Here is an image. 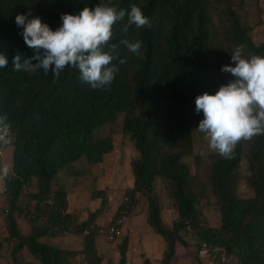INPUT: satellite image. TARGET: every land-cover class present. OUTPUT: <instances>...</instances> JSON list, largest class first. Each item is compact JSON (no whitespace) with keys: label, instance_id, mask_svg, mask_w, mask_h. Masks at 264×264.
Here are the masks:
<instances>
[{"label":"trees","instance_id":"1","mask_svg":"<svg viewBox=\"0 0 264 264\" xmlns=\"http://www.w3.org/2000/svg\"><path fill=\"white\" fill-rule=\"evenodd\" d=\"M97 3L130 11L136 4L151 20V27L132 26L118 21L110 41L126 62L116 63L119 71L110 86L92 89L79 79V70L66 67L58 78L42 70L35 73L13 71L12 57L31 56L24 43L18 14L39 17L53 30L62 25L61 14H78ZM244 0H0V53L9 64L0 68V115L10 125L4 145L13 141L12 171L3 176L9 211L5 219L9 237L0 241L13 246V264H26L19 256L26 249L40 264H72L79 255L86 264H102L96 239L101 207L79 223L69 211L64 188L54 189L62 172L78 173L74 165L85 160L89 166L101 164L114 150L112 138H97V132L124 116L123 135L139 154L131 164L134 184L124 195L113 226L124 215L130 217L142 199L148 203L147 225L162 237L166 250L160 264H172L177 244L189 243L182 234H192L226 261L236 264H264V134L240 140L229 158L219 153L210 157V185L221 214L219 228L209 227L200 204L205 186L193 174L186 158L193 155V126L203 119L195 112V97L214 94L231 79L220 71L231 62V54L244 45V56H264V40L256 44L252 28L242 21L238 7ZM215 12L217 24L212 18ZM143 42L140 55L128 51L121 40ZM3 157V156H2ZM0 157V159L2 158ZM248 163V179L254 196L242 199L237 188L240 167ZM158 178L166 181L175 201L178 218L168 228L156 194ZM36 191L29 192L33 183ZM25 202L24 208L21 203ZM22 215L31 227L29 235L19 230ZM83 236L81 252L68 251L46 240ZM129 238L119 245L118 264H127ZM211 253V256L213 254Z\"/></svg>","mask_w":264,"mask_h":264},{"label":"clouds","instance_id":"2","mask_svg":"<svg viewBox=\"0 0 264 264\" xmlns=\"http://www.w3.org/2000/svg\"><path fill=\"white\" fill-rule=\"evenodd\" d=\"M127 22L123 31L132 26L151 27V20L136 4L130 11L97 3L94 8L85 6L78 14H61L62 25L53 30L39 17L18 14L15 23L22 27L24 43L32 50L31 56L17 52L12 57L13 71L35 73L58 78L66 67L79 70V79L92 89L110 86L119 68L114 61L125 63L117 51L118 45L110 43L113 26L118 21ZM128 51L140 55L143 42L120 41ZM244 45H238L231 54V62L223 65L222 73L231 79L220 85L214 94L207 91L195 97L196 114L203 113L199 132L204 134L211 150L229 158L237 143L264 134V56H244ZM9 64L8 57L0 53V68ZM7 115H0V140L8 134Z\"/></svg>","mask_w":264,"mask_h":264},{"label":"rangeland","instance_id":"3","mask_svg":"<svg viewBox=\"0 0 264 264\" xmlns=\"http://www.w3.org/2000/svg\"><path fill=\"white\" fill-rule=\"evenodd\" d=\"M240 0H235L238 3ZM240 18L244 23L250 26L253 30L251 36L256 44H260L264 40V0H244V5L237 8ZM214 23L217 24V16L215 12L212 15ZM124 116L120 115L117 121L113 124L101 128L96 136L97 138L110 137L114 143V150L111 154L105 156L101 164L89 166L85 160H82L74 165V169L78 173L72 175L69 172H62L55 181L54 189L64 188L67 191L69 199V211L77 219L79 223L85 221L88 216L100 209L102 199L94 198V195H105L107 206L97 220V226L100 228L96 239V248L98 254L103 258L102 264H118L119 261V245L125 237L123 234L120 238H114L100 234L101 230H107L112 227L113 221L117 216V211L124 201V195L128 189H131L134 184V177L131 164L138 159L139 154L136 151L133 142L123 135ZM196 123L193 126V155L186 158L185 161L189 165L193 174L205 186L203 200L200 204V209L204 216L206 224L211 228H219L221 225V214L216 199L212 194L210 185V157L218 152L213 151L208 146V141L204 134L199 132ZM13 141L6 145L3 157L0 159V241H5L9 237L6 227V217L9 211L7 195L5 193V182L3 176L12 171L13 165ZM248 163L244 159L240 174L241 180L238 184L237 193L242 199H249L254 196L251 190L248 179L251 174L248 169ZM37 183H33L29 189L30 193L36 191ZM156 194L162 206V218L168 228H171L173 223L178 218L177 207L172 197L171 191L165 180L158 178L155 183ZM26 202V201H25ZM21 203L22 208L26 204ZM146 214L148 216V203L146 199H142L137 208L134 209L133 216ZM130 218L129 222L130 223ZM139 217H135L132 224L138 227ZM19 230L23 236L29 235L31 227L23 218L18 217ZM147 224V223H146ZM128 224L126 225V227ZM125 227V229H126ZM143 222L139 229L140 233L135 235L134 243L131 248V264H158L156 258L160 259V254L151 255V252H140L139 248L142 241L161 236L155 234L153 230ZM125 233V232H124ZM156 235V236H155ZM185 240L189 243L188 248H184L177 244L176 256L172 264H236L235 258L223 259V255L218 254L215 250L211 257L202 259L199 256V242L192 234H182ZM163 240V239H162ZM50 244L60 246L68 251H83L84 237L83 236H64L62 238L46 240ZM164 241V240H163ZM155 244V243H154ZM13 246L4 243L0 264H13L11 260V252ZM148 251V250H147ZM150 257V258H147ZM21 262L26 264H40L30 253L24 249L19 256ZM137 260V262H136ZM161 262V261H160ZM85 256L79 255L72 264H86ZM160 264V263H159Z\"/></svg>","mask_w":264,"mask_h":264},{"label":"crops","instance_id":"4","mask_svg":"<svg viewBox=\"0 0 264 264\" xmlns=\"http://www.w3.org/2000/svg\"><path fill=\"white\" fill-rule=\"evenodd\" d=\"M135 217H139V219H140L138 221V227L135 224H132V221ZM146 221H147V215L146 214H140L137 216H133L132 218H130V223H128V226L126 227V229H124V232H125L124 235L129 238V250H128V255H127V264L132 263L131 248H132L133 243H134L135 235L140 233L139 229L143 225V222L147 226ZM139 250L141 253L142 252H144V253L151 252V255L160 254V259L156 258V260L158 261L157 263L159 264L161 259H162L163 254L166 250V244L162 239H159L158 237H154L153 239H150V240L145 238L142 241V244L140 245ZM176 250H177V247H176ZM147 258H150V257L147 256ZM136 262H137V260H136Z\"/></svg>","mask_w":264,"mask_h":264},{"label":"built area","instance_id":"5","mask_svg":"<svg viewBox=\"0 0 264 264\" xmlns=\"http://www.w3.org/2000/svg\"><path fill=\"white\" fill-rule=\"evenodd\" d=\"M7 139V135L4 137V139L0 140V157L3 156L4 153V145ZM130 216L128 214H124L118 221L116 226H112L108 228L107 230H101L100 234L102 235H107L111 237L112 239L114 238H120L124 234V229L126 225L129 222ZM213 252L212 248H210L208 245L203 244L201 246V250L199 252V256L202 259L209 258L211 257V253Z\"/></svg>","mask_w":264,"mask_h":264}]
</instances>
